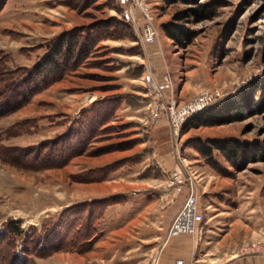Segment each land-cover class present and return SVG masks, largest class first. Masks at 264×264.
<instances>
[{
  "label": "rangeland",
  "instance_id": "374dc122",
  "mask_svg": "<svg viewBox=\"0 0 264 264\" xmlns=\"http://www.w3.org/2000/svg\"><path fill=\"white\" fill-rule=\"evenodd\" d=\"M144 1L155 10L149 41L138 6L127 24L119 0L0 7V73H20L51 42L73 37L76 49L57 79L0 114V229L17 220L26 230L25 264H155L185 179L226 255L264 257V0H198L211 13L201 19L175 17L190 6L179 0ZM171 20L191 35L174 41L163 29ZM244 97L230 120L231 99ZM213 104L221 122L183 130L191 108ZM208 138L237 139L246 152L230 160L213 149V165L195 147ZM165 208L177 209L167 218ZM53 221L62 227L49 235ZM44 227L50 247L35 237ZM4 236L0 264L15 249V235Z\"/></svg>",
  "mask_w": 264,
  "mask_h": 264
},
{
  "label": "trees",
  "instance_id": "16d2710c",
  "mask_svg": "<svg viewBox=\"0 0 264 264\" xmlns=\"http://www.w3.org/2000/svg\"><path fill=\"white\" fill-rule=\"evenodd\" d=\"M163 1L166 3H172L178 0ZM179 1L190 4V6L186 9L177 11L175 13V17L194 14L201 19L211 14L209 7H207V5L203 2H199L198 0ZM3 2L4 0H0V7ZM163 29L168 36L177 42H182V40H185V38L191 35V30L187 26L173 20L164 22ZM70 39H73V37ZM70 39H67L63 48V44L49 43L43 52L37 57L36 61L30 66L22 67L20 73L15 72L13 68L11 71H8V73H6L7 71L0 73V114L14 110L23 104L28 99L30 94L45 87L49 82L57 79L61 75L66 63L70 57H74L73 55L76 51L74 47L75 44L74 42H71L72 40ZM81 46L82 44L80 47ZM80 49L81 48L77 49V51L79 52ZM231 100L233 111H231L232 118H230V120L237 118L236 115H238V111L241 109L242 103H245L246 97ZM214 106L215 104L211 105V107L207 106L204 110H200L192 114L186 120L183 130L192 126L196 127L201 124L212 125L221 122L219 121L221 117L220 114L213 111ZM195 147L200 153L206 155L210 159V162L214 163L213 165H215L212 152L213 149H218L225 157H227V159L230 160L233 159L232 157H237V155H241L243 152H246V148H244L237 139L233 138H208L205 142L198 141ZM3 158H5V156H3ZM57 221L58 219L55 222ZM53 223L54 221L47 226L50 230L49 235L53 234L54 230L57 231L60 227H62L61 223H57L54 228ZM47 227L42 228L39 230V233L35 235L36 239L39 237L41 238L39 245L42 247H50L49 237H43ZM29 228L34 230L33 225L29 226ZM70 228L71 226L67 227L66 230L68 231ZM8 233H12L16 237L14 238L15 249L12 251L10 258L5 260L4 264H25V261L23 260V258H25L24 253H28V251L26 248L22 247L24 246L26 230L19 226V222L17 220H10L3 225L2 229H0V240Z\"/></svg>",
  "mask_w": 264,
  "mask_h": 264
},
{
  "label": "crops",
  "instance_id": "0c3cea01",
  "mask_svg": "<svg viewBox=\"0 0 264 264\" xmlns=\"http://www.w3.org/2000/svg\"><path fill=\"white\" fill-rule=\"evenodd\" d=\"M179 166V164H177ZM177 208H165L160 211L161 216L168 215ZM208 210V208H202ZM214 214L208 215L201 222L200 233H178L166 237L157 248V262L155 264H173L176 258H182L185 264H264L263 256L256 255H226L230 246L225 244V236L217 239L208 225V221ZM170 219V216H169ZM163 221V219H162ZM168 224L165 218L162 226Z\"/></svg>",
  "mask_w": 264,
  "mask_h": 264
},
{
  "label": "built area",
  "instance_id": "2783aa9c",
  "mask_svg": "<svg viewBox=\"0 0 264 264\" xmlns=\"http://www.w3.org/2000/svg\"><path fill=\"white\" fill-rule=\"evenodd\" d=\"M122 9L120 11L121 19L122 21L132 24L133 23V16L131 13L130 7L132 5H137L140 13H142L144 18V24L142 25V35L143 39L146 41L152 40L155 37L156 34V28L154 24V18H155V10L152 9L144 0H119ZM147 78H150L149 75H147ZM163 84L159 86H155V88L158 90L161 88ZM159 87V88H158ZM205 98L203 100H198L195 104V107L198 105L201 106L205 101ZM192 110L189 111L186 116L190 117L192 114L196 112L194 108H191ZM179 170L183 171L181 166H179ZM185 183L189 185V193L186 197V200L182 206L175 215L167 233V237L173 234L178 233H200L202 232V225H201V219L202 215L198 211L197 205H196V196L193 192V186L192 183L189 181V179H185ZM259 247H262L260 244H254L252 243V250L258 251L260 250ZM173 264H185L184 260L182 258H176L173 262Z\"/></svg>",
  "mask_w": 264,
  "mask_h": 264
}]
</instances>
